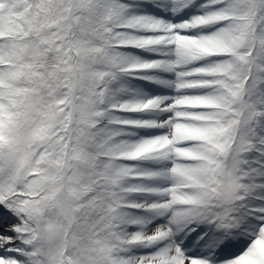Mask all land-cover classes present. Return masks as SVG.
<instances>
[{"label":"snow or ice","instance_id":"snow-or-ice-1","mask_svg":"<svg viewBox=\"0 0 264 264\" xmlns=\"http://www.w3.org/2000/svg\"><path fill=\"white\" fill-rule=\"evenodd\" d=\"M0 264H264V0H0Z\"/></svg>","mask_w":264,"mask_h":264}]
</instances>
